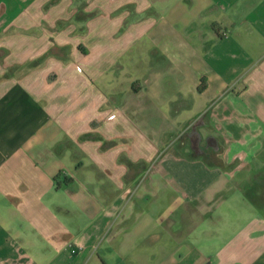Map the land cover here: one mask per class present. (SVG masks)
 <instances>
[{"label":"crops","instance_id":"crops-1","mask_svg":"<svg viewBox=\"0 0 264 264\" xmlns=\"http://www.w3.org/2000/svg\"><path fill=\"white\" fill-rule=\"evenodd\" d=\"M0 264H264V0H0Z\"/></svg>","mask_w":264,"mask_h":264},{"label":"flooded vegetation","instance_id":"flooded-vegetation-1","mask_svg":"<svg viewBox=\"0 0 264 264\" xmlns=\"http://www.w3.org/2000/svg\"><path fill=\"white\" fill-rule=\"evenodd\" d=\"M205 116H203L201 119L197 120L196 122H194L193 124H191L178 138V142L177 144L180 147H187V149L190 151L189 149V144L193 143V141L198 137V134L196 133V130H200L201 128H203V126L206 124L205 122ZM210 137L207 139V141H205L204 139H202L201 144L203 146H205L206 144H209L210 142ZM201 152L205 154V156L209 155V152H212L210 150H205L204 147H201ZM142 165L144 162L143 160L140 161Z\"/></svg>","mask_w":264,"mask_h":264},{"label":"water","instance_id":"water-1","mask_svg":"<svg viewBox=\"0 0 264 264\" xmlns=\"http://www.w3.org/2000/svg\"><path fill=\"white\" fill-rule=\"evenodd\" d=\"M196 133L198 134V137L193 141V143H190L189 144V149H190L191 155L193 157L203 156L204 153L201 152V147L202 148L204 147V149L207 150L208 147L210 146L209 144H206L205 146H203L201 144L202 139H204L205 141H207V139L209 137L210 138L211 137L213 138V135H211V136L209 135V136H205L204 137L203 134L199 130H196ZM217 145H218L217 142L211 143V147L213 149H216L217 148Z\"/></svg>","mask_w":264,"mask_h":264},{"label":"trees","instance_id":"trees-1","mask_svg":"<svg viewBox=\"0 0 264 264\" xmlns=\"http://www.w3.org/2000/svg\"><path fill=\"white\" fill-rule=\"evenodd\" d=\"M204 87H205V82H204V80H202L201 85L198 87V90L202 91L204 89Z\"/></svg>","mask_w":264,"mask_h":264},{"label":"rangeland","instance_id":"rangeland-1","mask_svg":"<svg viewBox=\"0 0 264 264\" xmlns=\"http://www.w3.org/2000/svg\"><path fill=\"white\" fill-rule=\"evenodd\" d=\"M177 142H178V141H175L174 146L177 144ZM251 177H252V176H251ZM249 178H250V176H249ZM163 195H164V196H163V199L166 200L167 197H166V192H165V191L163 192ZM158 198H159V196H158Z\"/></svg>","mask_w":264,"mask_h":264},{"label":"built area","instance_id":"built-area-1","mask_svg":"<svg viewBox=\"0 0 264 264\" xmlns=\"http://www.w3.org/2000/svg\"><path fill=\"white\" fill-rule=\"evenodd\" d=\"M74 250H72V252H73Z\"/></svg>","mask_w":264,"mask_h":264}]
</instances>
